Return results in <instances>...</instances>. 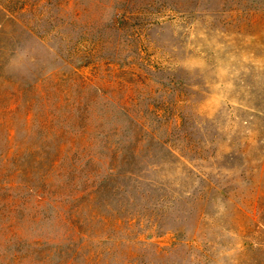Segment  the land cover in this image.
Masks as SVG:
<instances>
[{"label":"rangeland","instance_id":"rangeland-1","mask_svg":"<svg viewBox=\"0 0 264 264\" xmlns=\"http://www.w3.org/2000/svg\"><path fill=\"white\" fill-rule=\"evenodd\" d=\"M0 264H264V0H0Z\"/></svg>","mask_w":264,"mask_h":264}]
</instances>
